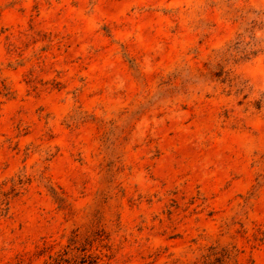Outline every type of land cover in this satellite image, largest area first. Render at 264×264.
<instances>
[{
  "label": "rangeland",
  "instance_id": "1",
  "mask_svg": "<svg viewBox=\"0 0 264 264\" xmlns=\"http://www.w3.org/2000/svg\"><path fill=\"white\" fill-rule=\"evenodd\" d=\"M195 263L264 264V0H0V264Z\"/></svg>",
  "mask_w": 264,
  "mask_h": 264
},
{
  "label": "trees",
  "instance_id": "2",
  "mask_svg": "<svg viewBox=\"0 0 264 264\" xmlns=\"http://www.w3.org/2000/svg\"><path fill=\"white\" fill-rule=\"evenodd\" d=\"M215 259H216L217 261L221 260L220 257H218V256H217ZM195 264H197V263H195Z\"/></svg>",
  "mask_w": 264,
  "mask_h": 264
}]
</instances>
